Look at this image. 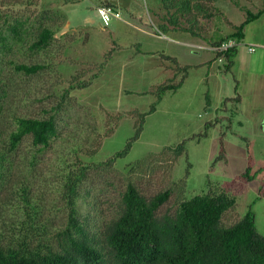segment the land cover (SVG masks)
Wrapping results in <instances>:
<instances>
[{"label": "rangeland", "instance_id": "rangeland-1", "mask_svg": "<svg viewBox=\"0 0 264 264\" xmlns=\"http://www.w3.org/2000/svg\"><path fill=\"white\" fill-rule=\"evenodd\" d=\"M230 1L215 6L236 22L243 13ZM108 2L121 19H112L105 27L97 13L100 0H0L1 78L15 96L11 107L16 115L46 117L71 83L88 82L86 88L70 91L57 115L59 135L49 147L36 150L25 139L12 155V171L28 168L29 154L36 156L34 171L27 176L54 229L66 223L56 192L63 167L60 158L65 157L71 164L78 159L88 167L81 190L107 202L106 216L117 208L128 180L147 198L170 191L157 211L159 217L174 215L180 203L193 196L226 187L236 205L223 215L222 225L230 226L251 208L256 229L264 236V100L236 101L235 74L224 73L208 46L219 32L228 34L231 28L211 19L204 22L208 31L202 37L171 26L163 31L159 27L167 25L166 14L158 0ZM42 14L43 25L56 30L49 45L34 52L29 49L34 39L31 23ZM11 27L18 30L15 40ZM242 44L239 50L245 51ZM166 57L187 67V73L177 72ZM10 62L47 68L25 76ZM180 81L178 89L165 92L157 102L159 86ZM152 105L154 112L140 125L141 115ZM129 142L130 150L110 168L96 167ZM248 163L253 180L230 187ZM83 204L78 201L81 213Z\"/></svg>", "mask_w": 264, "mask_h": 264}, {"label": "trees", "instance_id": "trees-1", "mask_svg": "<svg viewBox=\"0 0 264 264\" xmlns=\"http://www.w3.org/2000/svg\"><path fill=\"white\" fill-rule=\"evenodd\" d=\"M100 1L109 5L108 0ZM218 1L158 0L167 21V25H161L159 29L168 31V26H171L192 37H202L208 31L205 21L217 19L226 22L233 33L216 36L208 46L213 50V61H220L227 74L232 73L235 65L237 47L222 52L217 48L230 39L239 44L245 25L256 19L261 11L252 14L234 2L245 12L246 18L239 26H233L215 6ZM40 17L31 23L34 39L29 49L34 52L45 49L56 30L52 25H43L44 14ZM11 33V38L15 40L18 30L11 27ZM165 59L176 66L177 72L187 73V67H179L176 59ZM13 64L10 62V65ZM1 66L0 60V264H264V236L256 229L255 214L251 208L230 226L221 223L223 215L236 205L235 198L228 194L230 190L226 187L193 196L181 202L174 215L159 217L157 211L167 202L170 191L147 198L134 182L128 180L117 208L113 214L106 216L103 206L107 202L102 201L98 194L90 195L89 191L81 190L88 167L81 165L78 159L71 164L65 157L60 158L63 167L57 174L56 192L66 223L52 228L45 214L48 209L35 197L27 176L34 171L36 156L29 154L25 164L28 168L14 173L12 155L16 154L25 139H30L33 149L49 147L51 140L59 135L57 115L69 98L70 91L86 88L88 82L71 83L62 92L59 102L51 108L52 113L46 117L18 116L11 107L15 96L9 94L8 85L1 78ZM13 66L15 71L25 76L35 75L47 68L37 63ZM181 84L182 81L159 86L157 102L165 92L176 90ZM154 110L155 105H152L148 113L141 115L140 125L143 118ZM130 147L131 142L96 167L110 168L118 158L127 154ZM175 152L181 154L182 148L175 149ZM94 154L92 150L91 155ZM140 163H135L132 171ZM252 180L248 163L246 170L230 187L236 188L238 184L242 186ZM259 194L263 196V189ZM79 200L84 203L83 213L80 212Z\"/></svg>", "mask_w": 264, "mask_h": 264}, {"label": "crops", "instance_id": "crops-1", "mask_svg": "<svg viewBox=\"0 0 264 264\" xmlns=\"http://www.w3.org/2000/svg\"><path fill=\"white\" fill-rule=\"evenodd\" d=\"M237 3L241 9L247 10L252 14H256L259 11L261 12L256 19L245 25L243 39L237 46L235 65L232 68V75L234 76L235 74L234 78L237 83L236 101L242 103L243 100L246 101L250 99L264 100V11H262L264 9V0H237ZM233 6L243 13L240 20L236 22L229 20L223 10L219 8V5L217 7L223 12L227 22L233 26H239L245 21L246 14L239 7H236L234 4ZM228 27L230 26L228 25ZM230 28L231 32L228 34L219 32V35L222 37L231 35L233 30L232 27ZM243 42L245 43V51H242L241 49L239 50V47L240 45H243ZM250 46L255 47L254 52H249L248 49ZM238 74L243 76L241 81L238 78ZM242 82L244 83L243 86ZM240 93L242 94L240 95Z\"/></svg>", "mask_w": 264, "mask_h": 264}, {"label": "built area", "instance_id": "built-area-1", "mask_svg": "<svg viewBox=\"0 0 264 264\" xmlns=\"http://www.w3.org/2000/svg\"><path fill=\"white\" fill-rule=\"evenodd\" d=\"M97 13L99 17L101 18V21L105 27L109 25L112 19H121L120 13L116 9H114L113 7L107 4H101L100 6H98ZM237 46H238V43L230 39L228 41L223 42L217 48V51L222 52V51H226L230 48L237 47ZM248 50L249 52H254L255 47L250 46Z\"/></svg>", "mask_w": 264, "mask_h": 264}, {"label": "water", "instance_id": "water-1", "mask_svg": "<svg viewBox=\"0 0 264 264\" xmlns=\"http://www.w3.org/2000/svg\"><path fill=\"white\" fill-rule=\"evenodd\" d=\"M262 128H263V130H264V121L262 122Z\"/></svg>", "mask_w": 264, "mask_h": 264}]
</instances>
